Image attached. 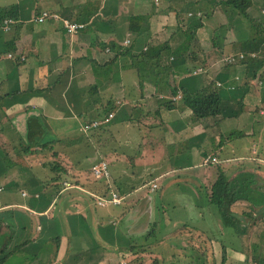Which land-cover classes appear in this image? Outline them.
<instances>
[{"label": "crops", "instance_id": "obj_1", "mask_svg": "<svg viewBox=\"0 0 264 264\" xmlns=\"http://www.w3.org/2000/svg\"><path fill=\"white\" fill-rule=\"evenodd\" d=\"M221 1L0 3V7L14 6L18 14L7 30L4 21L0 25V221L14 228L6 250L10 252L0 264L127 262L137 247L145 244L144 226L151 224L148 210L153 199L141 194L144 188H148V195L155 193L164 175H183L188 170L201 171L196 177L200 187L212 180L207 169L197 167L200 160L207 154L228 158L233 140L247 136L223 140L224 133L232 128L231 119L242 134L251 123L249 106L264 105V78H256L261 61L249 59L246 65L229 66L222 60L239 53L240 43L254 33ZM259 9L255 4L249 12L263 26L264 10ZM43 11L84 23L85 27L70 35L58 20L35 21ZM131 20L134 24L130 28ZM196 23L200 25L194 29ZM186 33L191 34L189 41ZM127 38L130 44L122 45ZM164 43L171 53L161 51L159 68L133 67L129 55ZM179 46L182 50L176 55L173 51ZM126 50L129 55H120ZM253 70L255 77H251ZM205 86L210 90L216 87L225 106L236 107L241 98L242 112L236 117L219 115L216 122L194 118L181 100V88L193 91ZM109 113L113 117L108 124L94 130L93 135L84 134V124ZM123 126L135 128L140 145L147 141L154 146L150 151L162 153L161 164L137 162L142 169L156 170L139 171L143 176L134 178L137 165L133 158L139 161L150 155L135 151L140 145L120 133ZM100 161L108 164V180L96 179L89 172ZM152 183H156V190H151ZM105 185L125 196L124 201L97 205L92 196H102ZM134 192H138L136 199ZM179 194L182 200L191 190L186 188ZM242 204L249 203L240 200L233 206ZM128 206H134L133 211H126ZM233 212L240 221L247 216L240 214L239 208ZM199 214L208 223L194 229L206 234L208 249L194 251L196 262L221 242L215 233L227 239L220 243L224 258L228 250L243 252L241 241L247 237L244 224L236 227L237 235L231 238L225 228L212 229L208 213ZM130 216L140 226L131 231L127 227L126 231L120 222ZM259 219L251 223L252 228ZM56 237L57 242L53 241ZM228 238L236 245L230 243V247Z\"/></svg>", "mask_w": 264, "mask_h": 264}, {"label": "rangeland", "instance_id": "obj_2", "mask_svg": "<svg viewBox=\"0 0 264 264\" xmlns=\"http://www.w3.org/2000/svg\"><path fill=\"white\" fill-rule=\"evenodd\" d=\"M15 0H0L1 5L4 4H13ZM261 0H253L255 4L261 6ZM253 12V10H251ZM239 17V16H238ZM137 20V19H134ZM239 20H242L239 17ZM139 19L137 20V22ZM243 21V20H242ZM245 22V21H243ZM14 23V21H13ZM11 23V25L13 24ZM246 25H250L251 33L253 37L258 36L257 34L258 28L260 23L258 20L250 21V24L245 23ZM264 28V24H263ZM75 35V34H74ZM130 39H125L122 45H128ZM130 44V43H129ZM108 51V49H107ZM256 54V53H255ZM234 56H230L232 61H228L227 57H224V63L229 64V66H233L238 64L242 59L245 57H240V54H233ZM256 56V55H252ZM259 59L262 56L258 55ZM264 57V56H263ZM241 58V59H239ZM106 68V67H104ZM264 70L262 67L261 71ZM254 97V91L252 93ZM249 110H251V123L249 122L248 127L243 132V138H233V142L230 144L228 152L229 157L219 158L220 156H212V154H207L205 157L200 160L197 167L204 168L209 171V176L213 177L212 180L207 181V185L202 183V187L197 184L196 177L200 176L201 171H190L183 172V175L179 173H170L168 175H164L158 183L159 188L156 190L157 185L156 183H152L151 185L155 184V187L151 190H156L155 193L147 194L148 188H144L141 191V194L144 193V196L147 198H152L153 200L151 203V208L148 210L149 216L151 217V224L145 227V235H146V242L143 244V247H137V250L134 251L131 260L125 262L121 261V264H222L223 260L225 259L223 264H238L239 261H243L246 264H256L255 258H261L264 254V211H257L256 207H253L250 203L249 204H242L233 206V211L238 210L247 214L246 218L241 219L238 223L244 224L246 226V236L241 245L243 248V252L236 253L235 251L228 250L229 253L224 255L219 251L221 250L220 243H225L227 241L226 238L222 237L221 235L214 234V237L217 239L219 237L220 243L216 244L215 247L211 248L206 251V253L200 257L201 261L196 262V254L194 251L201 250L204 252L206 248L207 240L203 232L195 230L194 228H203L202 225L208 222H205V219H202L199 212L210 217L212 220V229L221 231V228H225L227 234L231 237V235H237L235 229L232 227H224L220 220V216L217 213L216 207L209 203V192L210 188L217 177L219 171H222L228 177H233L236 174L241 172H249L254 173L256 182L260 185V188L264 189V105L258 104L255 106H249ZM248 111V110H247ZM192 113V112H191ZM250 113V112H249ZM193 115V114H192ZM106 117V116H105ZM100 120V119H96ZM103 120V119H102ZM92 122V121H90ZM90 122L83 125L82 130L84 134H94V130L102 127L108 123H102L100 126L95 128H86V125L90 124ZM110 122V121H108ZM232 128L224 133L223 140H227L228 138L231 141V137H228L231 132H237L235 130V120L231 119ZM253 125V126H252ZM120 133L123 136H131L134 140H137L135 144H139V135L137 134L134 127H127L123 126L120 128ZM109 134L108 132H105ZM228 139V140H229ZM110 142V141H108ZM135 149V151L147 153L150 155L148 158L139 161L136 158H133V162L136 163H147L157 165L161 164L160 155L162 153H158V151H150V149L154 148L153 145L147 144V141ZM111 144V143H110ZM217 145V144H216ZM234 145V147H232ZM120 146L125 148V144H120ZM152 147V148H151ZM238 149V151H236ZM216 153V152H215ZM239 153H243L241 156H236ZM227 155V154H226ZM248 155V156H247ZM246 156V157H245ZM207 157H214V160L208 162L205 161ZM163 163V162H162ZM166 165V164H164ZM140 165H137L133 171L135 172L134 178H140L143 175L139 174V171L143 170H156V168L152 169H142ZM168 166V165H167ZM132 169V165L130 170ZM240 170V171H239ZM88 172V171H87ZM92 174V170L89 171ZM158 172V171H156ZM195 172H198L195 174ZM206 178V175H203ZM94 177V176H93ZM95 178V177H94ZM102 179V178H96ZM110 179V177H109ZM105 180V179H103ZM202 182V181H201ZM135 184V183H133ZM183 187V188H182ZM191 190L190 195H186L185 198L182 200L180 199L181 194L179 192ZM138 192H134L132 194L133 199H136ZM162 194L160 202H156L158 197ZM166 196V197H165ZM93 199L94 196H92ZM125 199V196H124ZM123 199V201H124ZM122 201V202H123ZM163 201V203H161ZM203 202H206L207 205ZM184 203V204H183ZM193 205V207L190 205ZM178 204V205H177ZM184 206H183V205ZM135 206V205H134ZM133 207H129L126 211H133ZM158 206V207H156ZM251 206V207H250ZM118 208V207H117ZM123 208V207H121ZM232 208V207H231ZM256 209V210H255ZM238 212V211H237ZM153 217V218H152ZM261 220H260V219ZM148 219V218H147ZM146 219V220H147ZM255 226L252 228V224L256 221ZM252 223V224H251ZM120 226L127 231L134 230L135 228L139 227L140 224H137V220L133 218V216L127 217L125 222H120ZM210 226V223H209ZM242 226V225H241ZM248 227V228H247ZM243 228H241L242 230ZM259 230V231H258ZM141 231V230H139ZM258 232V236H256ZM218 236V237H217ZM227 236V237H229ZM232 238V237H231ZM236 241H239L238 237H234ZM210 241V240H209ZM215 241V240H214ZM228 243L232 246H235V242L228 238ZM230 245V247H232ZM223 246V244H222ZM208 249V248H206ZM199 253V252H198ZM241 259V260H240ZM237 260V261H236Z\"/></svg>", "mask_w": 264, "mask_h": 264}, {"label": "trees", "instance_id": "obj_3", "mask_svg": "<svg viewBox=\"0 0 264 264\" xmlns=\"http://www.w3.org/2000/svg\"><path fill=\"white\" fill-rule=\"evenodd\" d=\"M221 3L234 9L237 15L247 24H250V21L255 20L256 22V20H258L257 16L249 12V9L251 7L254 8L255 6L252 0H222ZM260 3L261 6L259 10H264V0H261ZM17 17V10L14 6L0 7V25L5 19L13 20L17 19ZM133 22L134 21L131 20L130 28L133 27ZM199 25V23H196L194 29ZM260 26L262 29L258 28V30H256L259 37L255 35V37L246 39L240 43V51L239 53H236V55L241 54L245 58L238 62V64L246 65L249 59H254L255 61H261L260 65L261 67H264V28L262 25ZM190 37L191 34L186 33V41H189ZM111 47L113 48L112 45ZM181 47L182 46H179L173 52L177 55V53L182 50ZM161 51L166 52L167 55L171 53L168 45L164 43L161 46L151 47L137 55H129L128 50L122 51L120 55H129L135 69L148 66L153 70L160 67L159 57ZM253 54L256 56H252ZM258 55L262 56V58L259 59ZM231 56L234 55L231 54ZM172 59H175V56ZM255 76V70H253L251 77ZM256 78L257 80L258 78L260 80L264 78V70H262L259 77L256 76ZM217 85H220V83H217ZM172 93L175 95V88L172 89ZM180 97L183 104L191 110L193 117L199 120L211 119L212 122H216L219 115L224 118L236 117L243 110L241 98L238 99L236 107H234L233 104L232 106H225L223 97L216 87L210 90L209 87L205 86L193 91H190L187 88H181ZM243 136L244 135L243 133L241 134V132H231L229 134V137L231 138ZM110 189H112L110 185H105L104 194H101L102 197L106 193H109ZM208 198L209 203L216 207L222 225L224 227H232L235 230L240 222V216L231 210V207L235 202L240 200L247 201L253 207H256L257 210L255 209V212L264 211V189L260 188V185L256 182L254 173L252 172H241L233 177H228L224 172L219 171L210 188ZM6 228L10 231H6ZM13 229L14 228L10 223L0 221V263L4 261L10 252L6 250L9 248V243L13 237ZM53 241L57 242L58 238H54ZM255 259L256 264H264V254L261 258L257 257Z\"/></svg>", "mask_w": 264, "mask_h": 264}, {"label": "built area", "instance_id": "obj_4", "mask_svg": "<svg viewBox=\"0 0 264 264\" xmlns=\"http://www.w3.org/2000/svg\"><path fill=\"white\" fill-rule=\"evenodd\" d=\"M35 21L42 22L44 20H58L59 22L62 23L63 27L65 28V31L70 34L74 35L77 34L80 30H82L85 27L84 23L76 22L73 20H70L65 17H61L57 13L54 12H49V11H43L39 13V15L35 16ZM13 23L12 19H5L3 28L5 30L8 29V27ZM130 43V40H129ZM128 43V44H129ZM9 57H11V53L8 54ZM230 57V56H229ZM227 57L228 61H232V58ZM240 57L242 55L240 54ZM113 117L112 113H109L105 118L100 119V120H92L90 124L86 125V128H95L97 126H100L102 123H107L111 118ZM214 160V157H207L205 161L209 162ZM92 174L95 178H102L108 180L110 177V171L108 168V164L105 161H100L99 163L95 164L91 168ZM155 187V184L152 185V188ZM96 201V204L99 206H107V205H119L123 199L124 196L120 195L117 191L110 189L108 196L102 197V196H97L93 195Z\"/></svg>", "mask_w": 264, "mask_h": 264}]
</instances>
